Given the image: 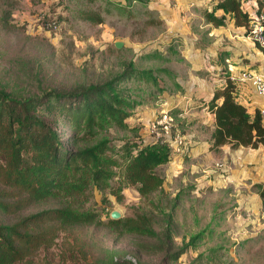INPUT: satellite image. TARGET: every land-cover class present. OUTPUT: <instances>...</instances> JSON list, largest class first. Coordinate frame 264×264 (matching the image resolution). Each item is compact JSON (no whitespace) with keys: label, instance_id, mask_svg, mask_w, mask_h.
Wrapping results in <instances>:
<instances>
[{"label":"trees","instance_id":"trees-1","mask_svg":"<svg viewBox=\"0 0 264 264\" xmlns=\"http://www.w3.org/2000/svg\"><path fill=\"white\" fill-rule=\"evenodd\" d=\"M105 1L103 12L81 8L78 17L102 24L111 6L126 10L134 1L149 5L155 0ZM217 10L223 13L218 15ZM229 14L236 26H250L252 19L240 0H218L205 17L222 25ZM162 71L169 73L166 68H140L128 60L99 82L70 88L30 93L0 86V212L15 216L13 221H0V264H34L39 252L49 250L62 233L77 227H106L128 236L138 253L132 258L109 247L91 264H149L141 255L159 257L158 264H168L204 239L205 229L176 244V197L169 208L151 200L154 209L141 207L118 219L111 218V213L103 218L101 211L86 207L94 190H109L118 200L128 186L135 187L144 200L163 192L165 178L158 169L171 160L174 140L144 138L139 133L141 125L128 120L138 106L165 91L160 84ZM236 88L227 74L225 84L208 101L215 118L210 136L214 150L224 144L232 148L264 145L260 112L251 113L237 99ZM174 122L176 129L175 117ZM178 122L179 135L185 136L187 120L178 118ZM112 128L132 134L115 145L109 136ZM255 185L264 204V185ZM210 251V257L220 259V247Z\"/></svg>","mask_w":264,"mask_h":264},{"label":"rangeland","instance_id":"rangeland-1","mask_svg":"<svg viewBox=\"0 0 264 264\" xmlns=\"http://www.w3.org/2000/svg\"><path fill=\"white\" fill-rule=\"evenodd\" d=\"M105 6V0L93 3L0 0V86L30 93L45 88H70L79 83L99 82L128 60L140 68H166L169 73L159 74L165 91L138 106L139 115L128 120L130 124L141 125L142 137H154L152 121L160 112L168 110L178 126L174 129V122L172 135H179L182 128L178 118L195 110L171 106L185 95L182 83L186 85L189 78L186 73L190 64L179 56L189 53V40L178 36L170 41V25L160 18L158 7L151 3L143 5L134 1L126 10L111 6L109 13L104 12L102 24H92L77 15L81 8H97L103 12ZM116 42H122V46L117 47ZM169 97L172 103L168 101L164 105ZM144 112L153 113L147 122ZM200 132L205 135L206 131ZM131 134L118 128L109 131L115 145ZM184 138L187 145V133ZM180 147H175L173 155ZM218 157L212 162L210 175L205 176L201 171H192V157L173 156L158 169L165 178L163 192L144 200L135 187L128 186L118 200L109 190H94L86 207L101 211L103 218L113 210L126 217L141 207L154 209L151 200L169 208L176 197V244L180 245L184 238L200 230L205 229L206 233L197 247L168 264H264V204L255 185L258 182L264 185V168L256 163L237 167L229 156L219 154ZM14 219V215L0 212V221ZM109 247L119 248L132 258L138 254L130 237L120 236L106 227L86 226L62 233L56 245L39 252L34 264H91ZM215 247H220L222 254L217 260L210 257V250ZM141 258L149 264L160 262L159 257L141 255Z\"/></svg>","mask_w":264,"mask_h":264},{"label":"crops","instance_id":"crops-1","mask_svg":"<svg viewBox=\"0 0 264 264\" xmlns=\"http://www.w3.org/2000/svg\"><path fill=\"white\" fill-rule=\"evenodd\" d=\"M240 1L243 8L248 11L251 21L257 17L259 10L264 9V0ZM217 2L218 0H155L150 2L153 7H158L160 18L165 19L168 26L170 25L169 31L172 32L170 41L173 37L180 36L184 40H189L191 44L188 47L190 51L187 56H179L190 64V67L187 66L189 69L186 73L189 78L186 85L182 83L185 95L176 105H170L177 109L195 110L183 114L184 119L187 120L184 129L189 141L187 145L180 147L172 158L173 156L192 157L194 160L192 171H201L200 173H205V176L210 175L213 170L212 162L219 158V154L223 157L229 156L237 167L256 163L262 169L264 168V145L258 148L249 146L232 148L230 144H224L218 150L211 148L210 136L215 118L210 112L208 101L216 89L225 84L227 74H238L244 70L264 72V49L249 35V27L236 26L232 14L227 15L222 25L207 21L205 12L216 8ZM222 13L221 10H217L218 15ZM236 96L251 113L259 110L262 97L256 93L250 82H237ZM169 98L164 105L168 101L172 103V98ZM142 114L146 122L153 115L152 112ZM135 115H139V112ZM196 129L199 130L196 131ZM200 130L206 131L205 135Z\"/></svg>","mask_w":264,"mask_h":264},{"label":"built area","instance_id":"built-area-1","mask_svg":"<svg viewBox=\"0 0 264 264\" xmlns=\"http://www.w3.org/2000/svg\"><path fill=\"white\" fill-rule=\"evenodd\" d=\"M249 35L252 39L264 49V9L258 13L257 17L251 21L249 26ZM230 80L234 82L248 81L254 87L256 93L262 97V103L259 108L260 115L264 122V72H252L244 70L238 74H229ZM151 130L156 138L164 140H174V146L184 145V135H177L173 139L172 129L174 126V116L168 110H163L158 117L152 121ZM164 137V138H163Z\"/></svg>","mask_w":264,"mask_h":264},{"label":"water","instance_id":"water-1","mask_svg":"<svg viewBox=\"0 0 264 264\" xmlns=\"http://www.w3.org/2000/svg\"><path fill=\"white\" fill-rule=\"evenodd\" d=\"M116 46L117 47H121L122 46V42H116ZM122 215H121V213L118 211V210H113L112 212H111V218H113V219H118V218H120Z\"/></svg>","mask_w":264,"mask_h":264}]
</instances>
